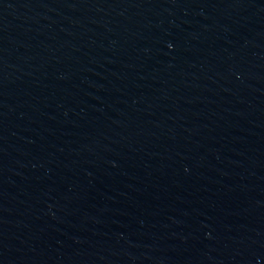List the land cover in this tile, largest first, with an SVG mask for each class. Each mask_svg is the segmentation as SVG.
<instances>
[{
  "label": "water",
  "instance_id": "obj_1",
  "mask_svg": "<svg viewBox=\"0 0 264 264\" xmlns=\"http://www.w3.org/2000/svg\"><path fill=\"white\" fill-rule=\"evenodd\" d=\"M0 264H264V0H0Z\"/></svg>",
  "mask_w": 264,
  "mask_h": 264
}]
</instances>
